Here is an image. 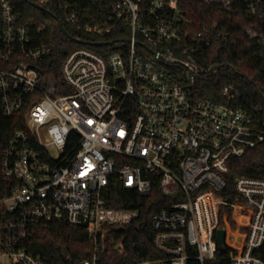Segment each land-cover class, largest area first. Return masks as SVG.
I'll return each mask as SVG.
<instances>
[{
    "label": "built area",
    "instance_id": "1",
    "mask_svg": "<svg viewBox=\"0 0 264 264\" xmlns=\"http://www.w3.org/2000/svg\"><path fill=\"white\" fill-rule=\"evenodd\" d=\"M205 1L231 7V0ZM244 1L254 12L264 4ZM66 20L80 22L75 11ZM106 22L84 31L119 34L103 43L117 49H73L57 84L39 65L53 49L39 43L43 29L24 21L13 0H0V105L23 123L7 136L0 129V264H45L31 242L54 222L84 226L96 249L113 229L132 225L141 210L111 205L114 180L144 197L158 183L171 196L152 214L163 257L136 264H207L222 247L231 249L229 264H264L256 254L264 248V178L236 177L231 200L228 176L232 158L264 144L263 108H242L234 84L217 98L193 94L203 69L174 52L183 48L180 0H112ZM191 41L209 45L210 30ZM220 207L231 209L224 223ZM75 264H101L100 256Z\"/></svg>",
    "mask_w": 264,
    "mask_h": 264
},
{
    "label": "trees",
    "instance_id": "2",
    "mask_svg": "<svg viewBox=\"0 0 264 264\" xmlns=\"http://www.w3.org/2000/svg\"><path fill=\"white\" fill-rule=\"evenodd\" d=\"M13 2L22 13L24 21L33 18L34 27L43 29L39 43L52 46L53 49L49 56L43 57L39 65L46 77L54 79L57 84L64 82L62 63L73 49L89 46L102 53L117 49L103 43L120 39L119 34L107 37L84 31L87 25L106 26L112 0H50L46 5H40L37 0ZM64 4H69V7L63 9L61 6ZM180 4L183 48L190 50L196 45L199 49L183 53V48H174V52L182 58L191 55L203 69L191 88L193 94L217 98L224 85L234 84L241 91L239 105L242 108L253 111L261 107L264 110V4L255 12L244 0H231L229 9L220 7L215 1L180 0ZM72 11L79 15L78 24H70L66 20V12ZM60 22L71 37L63 32ZM205 27L210 30L211 43L193 44L192 36ZM248 28L256 35H251ZM74 38L91 42L92 45L77 42ZM216 64L221 67L211 72L209 68ZM22 124L17 119H7L0 105V129L3 136L22 127ZM242 175L264 178V144L248 150L242 157L230 160L228 176L231 200L236 196L234 179ZM107 195L113 199L112 206L124 207L132 204L140 208V218L130 226L113 229L99 243L98 249L84 226L71 225L66 221L54 222L48 232L39 234L31 242L33 251L42 257L45 264H75L90 259L95 251L100 256L101 264H136L143 259L163 257L154 244L152 214L166 207L171 196L163 194L158 183L154 184L150 196L144 197L123 188L115 180L106 191ZM230 211V208L220 207L222 223L225 219H231ZM119 241H122V249L116 248ZM230 250L222 247L218 250L217 260L207 264H229ZM256 254L264 256V248L256 251ZM223 256L225 259H222ZM188 264L201 263L190 259Z\"/></svg>",
    "mask_w": 264,
    "mask_h": 264
},
{
    "label": "water",
    "instance_id": "3",
    "mask_svg": "<svg viewBox=\"0 0 264 264\" xmlns=\"http://www.w3.org/2000/svg\"><path fill=\"white\" fill-rule=\"evenodd\" d=\"M60 27L62 28L63 32L67 33L68 36L71 37V35L67 32L66 28L63 26L62 22H60ZM74 39H75V41H77V42L89 43V42H87V41H83L82 39H79V40H78V38H74ZM220 67H221L220 64H216V65H214V66H212V67L210 68V71H211V72H215V71H217ZM224 240H225V230L220 229V230H218V232H217V242H218L219 247H221V246L223 245Z\"/></svg>",
    "mask_w": 264,
    "mask_h": 264
},
{
    "label": "rangeland",
    "instance_id": "4",
    "mask_svg": "<svg viewBox=\"0 0 264 264\" xmlns=\"http://www.w3.org/2000/svg\"><path fill=\"white\" fill-rule=\"evenodd\" d=\"M248 31H249L250 34L254 33V31L252 29H250V28H248ZM246 221H247L246 218H242L241 223H245Z\"/></svg>",
    "mask_w": 264,
    "mask_h": 264
}]
</instances>
